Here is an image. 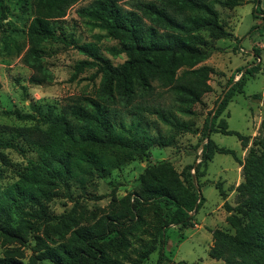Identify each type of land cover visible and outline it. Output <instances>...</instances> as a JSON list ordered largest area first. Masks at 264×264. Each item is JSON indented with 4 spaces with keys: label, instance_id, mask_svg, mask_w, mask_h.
<instances>
[{
    "label": "trees",
    "instance_id": "1",
    "mask_svg": "<svg viewBox=\"0 0 264 264\" xmlns=\"http://www.w3.org/2000/svg\"><path fill=\"white\" fill-rule=\"evenodd\" d=\"M79 1L50 0L53 17L65 18ZM123 1L93 0L77 11L90 26L100 28L108 38L118 42L108 48V52L115 57H126L119 65L99 53L93 44H77L74 39L58 34L55 24L46 17H34L28 27V47L22 61L33 71L31 83L52 80L44 64V45L50 42L78 49L89 59L76 64V75L96 68L101 80L93 96L70 99L57 115H43L36 107L33 108L35 113L28 114L1 111L4 116L34 123L30 127L12 129L8 138L0 135L2 163H8L4 151L25 152L20 141L38 157L28 159L27 165L16 172L13 183L0 184L1 245H20L6 248L0 256V264L45 261L51 264H129L125 259L131 248L130 239L140 231L154 236L152 245L139 254L140 259L148 258L159 249L157 264H163L167 229L172 225L182 229L196 225L195 214L205 198L200 189L190 183L193 176L187 170L198 171L200 164L195 168L187 166L181 173L168 161L148 165L139 176L138 188L119 201L114 199L116 204L89 225H77L71 214L53 216L47 209L46 202L52 200L60 188H70L80 176L105 178L131 158H151L153 147L171 146V140L152 137L138 127L117 132L121 126L116 122L113 109L117 106L132 108L136 100L153 97L155 84H158L173 95L176 112L191 115L192 107L201 104L203 96L212 91L210 77L214 71L203 65L210 56L204 34L214 40L232 37L220 22L218 12L205 0L136 1L129 9L121 5ZM223 4L228 8L238 6L236 0ZM259 12L264 17V10L256 7L254 14ZM255 52L258 55V51ZM259 70L258 66L238 69L241 78L231 81L219 97L213 120L206 119L203 127L206 141L201 146V163L206 165L215 154L231 155L237 160L234 150L219 147L210 138L212 133L234 134L247 146L246 137L228 130L224 120L220 129H216L214 118L222 115L236 94L244 93L248 78ZM137 110L156 116L163 125L176 131L196 133L172 112ZM261 147V151L252 149L243 164L245 182L239 187L237 206L224 204L228 213L234 211L226 217L234 233L222 229L211 231L213 244L209 257L223 264H264V144ZM164 210L168 211L165 216ZM150 216L149 228L154 233L142 230ZM39 232L43 235H37ZM33 234V254L24 262L22 247Z\"/></svg>",
    "mask_w": 264,
    "mask_h": 264
},
{
    "label": "rangeland",
    "instance_id": "2",
    "mask_svg": "<svg viewBox=\"0 0 264 264\" xmlns=\"http://www.w3.org/2000/svg\"><path fill=\"white\" fill-rule=\"evenodd\" d=\"M93 0H80L71 7L63 19H55L50 0H3L0 2V135L8 138L12 129L33 126V122L18 121L13 116H4L1 111H20L22 114L35 113L33 108L45 114L57 115L70 99L80 96H93L99 87L101 74L96 68L87 69L76 75L75 66L79 61L89 59L73 46L50 42L44 45V64L52 75V80L41 84L29 81L33 75L22 61L28 47L27 31L32 19L36 16L50 19L56 26L58 34L74 39L77 44H93L103 56L110 59L114 65L122 64L124 55L115 57L108 48L118 45V42L108 38L100 28H93L82 19L77 11L87 7ZM136 1L124 0L121 5L129 9ZM219 14V19L225 29L232 34L226 39L214 40L205 33L208 41L206 51L209 59L203 65L211 67L214 73L210 77L212 91L204 95L202 103L192 107L191 115L176 112L173 95L166 89L155 84L154 96L148 99H138L132 108L123 109L117 106L113 109L116 122L121 130L138 127L152 137L163 136L171 140L168 147H153L151 158L134 157L119 168L114 169L105 178L96 176H80L70 188H60L56 195L46 202L48 212L53 216L71 214L77 225H89L105 215L116 203L133 193L139 185V176L150 164L162 161L170 162L179 172L187 166L193 178L189 179L195 188L205 198L203 206L195 214L194 227L180 228L170 226L165 234V260L163 264H223L209 257L213 239L211 231L222 229L234 233L226 223L230 214L224 207L227 203L232 208L238 204L239 187L245 182L243 164L252 149L261 151L264 144V17L261 12L254 14L256 7L264 10V0H236L238 6H224L227 0H205ZM259 1V3L257 2ZM19 50L20 53H19ZM258 51V55L256 52ZM258 66L260 70L254 77H249L244 87V93L236 94L229 102L221 116L214 118V127L220 129L221 120L227 124L228 130L246 137L244 147L239 138L232 134L212 133L210 138L225 149L234 150L237 160L231 155L215 154L211 161L202 162L201 146L205 143L203 127L206 119L213 120L216 103L231 81H238L241 74L238 69ZM259 95V98H254ZM162 109L177 117L181 122L188 123L196 133L179 132L163 125L154 115L137 109ZM37 115V114H36ZM25 148L23 154L15 151L2 152L8 159L3 164L0 160V184L7 186L13 183L16 172L22 170L28 159H37L38 155L29 150L23 141L19 142ZM224 193L223 197L220 193ZM114 208V207H113ZM168 211L164 210V216ZM153 216V215H152ZM151 216L142 228H149ZM18 218H16L17 220ZM74 225V223H71ZM137 232L131 238V248L125 261L129 264H157L159 249L148 258L140 259L145 247H150L153 235ZM37 235L42 236V232ZM33 235L30 241L22 247L25 253L24 262L33 254L35 241ZM20 246L18 243L1 245L0 256L6 248ZM41 264H51L47 261Z\"/></svg>",
    "mask_w": 264,
    "mask_h": 264
},
{
    "label": "water",
    "instance_id": "3",
    "mask_svg": "<svg viewBox=\"0 0 264 264\" xmlns=\"http://www.w3.org/2000/svg\"><path fill=\"white\" fill-rule=\"evenodd\" d=\"M197 208V207H196ZM196 211V209L194 210V212Z\"/></svg>",
    "mask_w": 264,
    "mask_h": 264
}]
</instances>
